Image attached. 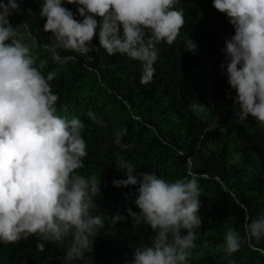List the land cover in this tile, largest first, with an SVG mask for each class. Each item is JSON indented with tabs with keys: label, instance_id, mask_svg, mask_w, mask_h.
Returning a JSON list of instances; mask_svg holds the SVG:
<instances>
[{
	"label": "trees",
	"instance_id": "16d2710c",
	"mask_svg": "<svg viewBox=\"0 0 264 264\" xmlns=\"http://www.w3.org/2000/svg\"><path fill=\"white\" fill-rule=\"evenodd\" d=\"M18 2L20 11L13 12L10 22L28 23L25 42L33 49L34 66L45 77L56 73L49 83L58 95L57 114L78 117L85 125L87 156L77 171L100 184L93 214L103 218L104 226L95 230L92 250L80 259L65 260L71 238L61 244L29 236L0 242V264H134L136 249L150 243L155 233L129 216V208L139 212L134 202L139 185L113 183L127 178L117 165L121 161L134 165V175L154 172L167 182L191 179L190 173L197 176L202 224L195 229V247L185 264H264V251L243 242L245 223L264 216V126L251 115L241 120L226 64L221 68L225 38L230 39L235 28L213 0H179L176 8L183 10L185 24L171 46L157 44L156 72L148 85L140 83L142 63L126 54L108 55L98 30L87 54L90 60L60 50L75 59L58 65L47 51L54 36L44 31L43 0ZM63 6L82 20L77 5L63 0ZM190 38L198 44L196 53L185 48ZM191 104H203L204 109L194 112ZM117 214L126 219L113 223ZM229 230L242 240L231 255L224 250ZM254 243L264 249V238Z\"/></svg>",
	"mask_w": 264,
	"mask_h": 264
},
{
	"label": "clouds",
	"instance_id": "9594fccd",
	"mask_svg": "<svg viewBox=\"0 0 264 264\" xmlns=\"http://www.w3.org/2000/svg\"><path fill=\"white\" fill-rule=\"evenodd\" d=\"M77 5L82 20L63 6V0H43L40 15L46 18L44 31L54 36L47 47L54 62L67 64L75 59L60 50L90 60L92 41L99 35L100 46L108 55L126 54L142 63L140 83L153 81L157 44L171 46L185 24L179 0H66ZM214 8L225 13L235 34L225 38L228 84L235 90L234 102L241 120L251 115L264 126V0H213ZM20 11L18 0H0V242L14 243L38 236L43 241L67 243L65 260L84 257L93 248L94 232L104 220L94 215L95 198L101 194L95 179L78 173L87 156L82 137L85 125L78 117L57 114L58 95L51 84L56 73L45 77L34 66L33 49L25 42L28 23L10 22ZM30 12V10H29ZM185 48L193 53L198 44L191 38ZM203 111V104H191ZM89 118L96 121L95 114ZM122 132L117 133L119 144ZM126 179L113 181L116 187L139 185L135 204L128 209L138 224L154 230L150 243L135 251L134 264H185L195 247V229L202 224L198 178L167 182L154 172L134 175V165L121 161ZM138 176L140 178H138ZM126 219L119 214L113 223ZM243 242L254 251L264 238V216L245 223ZM186 229L187 234H182ZM225 251L240 249V235L229 230ZM41 247L42 245H38Z\"/></svg>",
	"mask_w": 264,
	"mask_h": 264
},
{
	"label": "rangeland",
	"instance_id": "374dc122",
	"mask_svg": "<svg viewBox=\"0 0 264 264\" xmlns=\"http://www.w3.org/2000/svg\"><path fill=\"white\" fill-rule=\"evenodd\" d=\"M10 21L14 22L13 17H10ZM26 40V39H25ZM27 41V40H26ZM28 42V41H27Z\"/></svg>",
	"mask_w": 264,
	"mask_h": 264
}]
</instances>
